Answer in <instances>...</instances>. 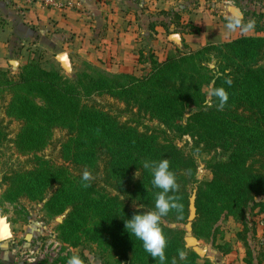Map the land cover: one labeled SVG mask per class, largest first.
<instances>
[{
	"label": "trees",
	"instance_id": "trees-1",
	"mask_svg": "<svg viewBox=\"0 0 264 264\" xmlns=\"http://www.w3.org/2000/svg\"><path fill=\"white\" fill-rule=\"evenodd\" d=\"M243 32L189 53L176 51L160 59L153 57L148 71L141 75L102 73L94 81H86L87 76L80 74L70 80L53 67L43 68L36 51H30L31 56L15 77L0 69V98L5 88L13 92L8 116L27 120L38 117L48 127L68 129L69 138L62 151L81 170L78 177L67 176L64 168H58L57 174L63 180L52 184L47 180L50 170L33 174L38 187H55L48 202L51 212L69 210L61 231L77 238L79 232L96 238L117 258L128 259L131 264H159L144 251L139 240L125 231L124 220L138 210L153 209L155 195L160 191L153 188L151 175L142 162L167 158L179 187L169 194L178 207L160 222L167 240L165 264L173 260L176 264H210L207 259L200 261L199 255L187 247L183 229L171 226L183 223L189 214L191 196L187 187L196 174L193 155L161 138L157 129L141 130L92 100L93 95L106 96L121 103L122 111L146 115L164 128L190 135L203 150L219 148L229 152L226 161L210 165V179L196 187L191 233L196 240L216 244L220 217H233L242 225L236 237L246 248L244 261L252 264L245 235L246 208L251 204L252 209L264 215V29L257 27L254 34ZM207 85L227 91L229 99L222 110H218L215 97L206 98L203 88ZM33 93L41 97V105L31 102L29 96ZM190 106L196 111L184 119ZM45 129L22 128L18 147L23 151L40 148L48 137ZM160 130L166 133V129ZM85 171L91 177L87 182L79 176ZM178 251L185 252L184 260L179 259ZM229 251L225 249L222 254ZM261 255L264 257V253ZM261 262L262 259L258 264Z\"/></svg>",
	"mask_w": 264,
	"mask_h": 264
},
{
	"label": "rangeland",
	"instance_id": "rangeland-1",
	"mask_svg": "<svg viewBox=\"0 0 264 264\" xmlns=\"http://www.w3.org/2000/svg\"><path fill=\"white\" fill-rule=\"evenodd\" d=\"M228 7H232L233 11L230 12ZM80 9L81 7H76L61 11L77 13ZM235 9L242 15V23L253 25L247 31L249 34H254L257 27L264 29V0H99L95 9L86 10L84 13L89 23L94 21V17L90 15L94 11L106 16L95 28L97 35L94 42L101 46L99 36L104 32L102 26L110 25L111 30L116 29L113 31L116 34L111 32L112 37H117L120 33V39L125 40L127 47H124L127 51H122L123 56L107 57L103 61V56L100 60L93 55L84 56L78 49L75 51L70 46L65 50L58 48L52 51L50 41L42 45L28 46V49L39 53V63L43 68L49 70L53 67V70L70 80H76L78 75L85 74L86 81H94L102 73L110 75L130 73L133 70L140 75L148 70L150 59L154 56L160 59L176 51L189 53L205 44H218L235 37L238 31H228L225 27L228 20L237 14ZM171 33L179 34V44L168 39ZM108 37L111 36L106 38ZM60 52H67L69 55L70 61L66 65L54 59V55ZM30 56L27 55L25 62ZM17 66L11 64L10 70H7L11 77L19 73ZM209 88V85L203 88L207 99H210L207 95ZM12 96V90L5 88L0 98V219L4 221L11 235L8 240L0 243L1 263L65 264L68 257L79 255L84 264H131L128 259L117 258L114 252L96 238L86 237L80 232L77 238L75 234L61 231L60 227L69 210L53 214L50 210L52 205L48 202L55 187H38L33 174L35 171L44 172V169H48L51 175L47 180L53 184L57 179L63 180L62 175L57 174L58 168H64L67 176L81 173V170L66 159L64 150L62 151V145L69 138L68 129L59 125L48 127L38 117L27 120L24 117L8 116L7 107ZM29 98L38 105L43 102L36 93ZM92 100L104 110L118 115L121 121L136 125L141 130L146 127L157 129L161 138L171 140L181 152L193 155L196 164L195 180L187 187L191 199L194 198L196 187L210 179V165L228 159L229 152L225 150H203L190 135H181L176 128H164L157 120H150L146 115L122 111L123 105L112 98L93 95ZM194 111L196 108L190 106L184 119ZM33 121H38L39 124H34ZM30 126L46 128L48 137L40 148L23 151L18 147V133L22 128ZM160 129H166V133ZM188 217L183 223L171 226L183 229L187 247L199 255L200 261L207 259L210 264H215L214 257H220L219 253L225 249H232L229 259L236 261L235 264H246V248L236 237V233L242 229L239 221L222 215L216 224V244H212L194 239L191 223L195 217L191 221ZM246 221L245 235L253 256L252 264H258L259 260L264 261L261 255L264 253V215L252 209L250 204L246 208ZM64 237L69 240L66 241Z\"/></svg>",
	"mask_w": 264,
	"mask_h": 264
},
{
	"label": "crops",
	"instance_id": "crops-1",
	"mask_svg": "<svg viewBox=\"0 0 264 264\" xmlns=\"http://www.w3.org/2000/svg\"><path fill=\"white\" fill-rule=\"evenodd\" d=\"M78 1L81 11L76 13L74 11L62 12L54 9H43L37 5L26 6L21 0H0V69L10 70L11 62L15 61L17 63L15 66L18 65L16 70H18L25 62L27 55L30 54V50H33L28 49V46L42 45L49 43V41L52 51L58 48L65 50L70 46L75 51L78 49L84 56L93 55L98 60L102 59L103 56L105 57L103 61L107 57L123 56L122 51H127L125 40L120 39L122 37L120 33L117 37L116 35L112 37L111 32L116 34L113 32L116 29L111 30L110 25L102 26L104 32L100 33L101 36H99L101 46L94 42L95 35H97L95 28L99 26L100 20H105L106 16H101L94 11V13H90L94 17V21L89 23L84 13L86 10L95 9L99 0ZM228 9L230 12L233 11L232 7H228ZM236 31H238L237 35L241 33L240 29ZM243 34L249 33L245 31ZM107 36L112 38L108 37L107 39ZM45 48L47 47L45 46ZM60 53H65L68 61H70L67 52ZM60 53L55 54L54 59ZM154 58L157 57L154 56ZM130 73L138 75L134 70ZM231 251L232 249L227 254L219 253L220 257H214L215 264H235L236 261L228 257ZM226 257L228 258L225 259Z\"/></svg>",
	"mask_w": 264,
	"mask_h": 264
},
{
	"label": "clouds",
	"instance_id": "clouds-1",
	"mask_svg": "<svg viewBox=\"0 0 264 264\" xmlns=\"http://www.w3.org/2000/svg\"><path fill=\"white\" fill-rule=\"evenodd\" d=\"M252 24H243L242 15L237 13L233 15L225 27L228 31H247L252 28ZM231 84V81H226ZM209 97H215L218 101L217 108L222 110L228 102V93L224 87H212L207 90ZM207 103V101H205ZM142 167L151 175V184L154 189H159L155 195L154 208L147 211H136L130 219L124 220V229L130 237H135L142 244V247L149 256L154 260H158L159 264H165L167 246L166 237L160 227L161 218L166 216L173 208L178 205L174 202L173 196L169 195L178 190V184L175 174L170 170L169 160L161 158L159 160H145L142 162ZM91 179L90 173L85 171L82 175L83 181ZM138 209H142L141 205H137ZM180 260L186 257L185 252L178 251ZM65 264H84L79 255H72L67 258ZM172 264H176L173 260Z\"/></svg>",
	"mask_w": 264,
	"mask_h": 264
},
{
	"label": "water",
	"instance_id": "water-1",
	"mask_svg": "<svg viewBox=\"0 0 264 264\" xmlns=\"http://www.w3.org/2000/svg\"><path fill=\"white\" fill-rule=\"evenodd\" d=\"M236 13H240L239 10L235 9ZM168 39L171 40L172 42L179 44L181 39L179 34L177 33H171L168 35ZM56 59L60 61L63 65H66L68 62L67 55L65 53H60L56 56ZM12 64L16 65L17 63L15 61L11 62ZM189 220L191 221L195 217V208L193 205V199L190 200V205H189ZM190 226V223H188ZM10 232L8 231V227L4 224V221L0 219V243L8 240L10 238Z\"/></svg>",
	"mask_w": 264,
	"mask_h": 264
},
{
	"label": "built area",
	"instance_id": "built-area-1",
	"mask_svg": "<svg viewBox=\"0 0 264 264\" xmlns=\"http://www.w3.org/2000/svg\"><path fill=\"white\" fill-rule=\"evenodd\" d=\"M26 6L37 5L43 9L68 10L79 7L78 0H21Z\"/></svg>",
	"mask_w": 264,
	"mask_h": 264
}]
</instances>
